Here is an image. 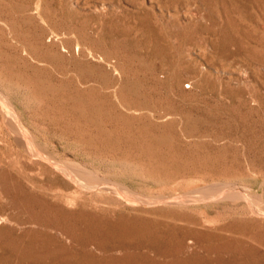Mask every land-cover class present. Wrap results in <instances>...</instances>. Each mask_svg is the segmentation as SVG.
<instances>
[{"label":"rangeland","instance_id":"374dc122","mask_svg":"<svg viewBox=\"0 0 264 264\" xmlns=\"http://www.w3.org/2000/svg\"><path fill=\"white\" fill-rule=\"evenodd\" d=\"M0 264H264V0H0Z\"/></svg>","mask_w":264,"mask_h":264},{"label":"bare ground","instance_id":"6f19581e","mask_svg":"<svg viewBox=\"0 0 264 264\" xmlns=\"http://www.w3.org/2000/svg\"><path fill=\"white\" fill-rule=\"evenodd\" d=\"M16 118H17V117H16ZM16 122H17V121H16ZM14 124H15V123H14ZM19 124H20V123H19ZM17 126H18V125H17ZM20 126H21V125H20ZM19 128H20V127H18V129H19ZM18 129H17V131H18ZM21 129H23V128H21ZM22 131H23V130H22ZM18 132H19V131H18ZM23 133H24V131H23ZM26 133H27V132H25L24 135H25ZM20 134H22V132H21ZM24 135H23V137H24ZM26 135H27V134H26ZM21 136H22V135H21ZM28 136H29V135H28ZM28 136H27V137H28ZM27 137H26V139H27ZM21 139H23V138H21ZM27 140H28V139H27ZM27 140H26V141H27ZM26 141H25V142H26ZM29 141H30V140H29ZM26 144H27V142H26ZM28 145H29V144H28ZM31 146H32V145H31ZM31 148H32V147H31ZM45 159H46V158H45ZM54 165H55V164H54ZM66 166H67V165H66ZM65 169H67V168H65ZM66 171H67V170H66ZM68 174H69V173H68ZM87 177H88V176H87ZM88 178H89V177H88ZM107 187H108V186H107ZM115 189H116V188H115ZM226 190H227V189H226ZM221 192H223V191H221ZM227 192H228V191H227ZM126 193H127V192H126ZM126 193H125V194H126ZM219 193H220V192H218V194H219ZM223 193H224V192H223ZM206 195H207V194H206ZM215 195H216V193H215ZM127 196H128V193H127ZM129 196H130V195H129ZM224 196H225V195H224ZM214 197H215V196H214ZM187 198H188V197H187ZM176 200H177V199H176ZM192 201H193V200H192ZM161 202H162V201H161ZM162 203H163V202H162ZM178 204H179V203H178Z\"/></svg>","mask_w":264,"mask_h":264}]
</instances>
